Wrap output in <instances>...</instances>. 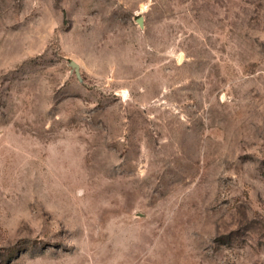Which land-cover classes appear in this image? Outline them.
I'll use <instances>...</instances> for the list:
<instances>
[{
  "label": "rangeland",
  "instance_id": "rangeland-1",
  "mask_svg": "<svg viewBox=\"0 0 264 264\" xmlns=\"http://www.w3.org/2000/svg\"><path fill=\"white\" fill-rule=\"evenodd\" d=\"M0 264H264V0H0Z\"/></svg>",
  "mask_w": 264,
  "mask_h": 264
},
{
  "label": "water",
  "instance_id": "water-1",
  "mask_svg": "<svg viewBox=\"0 0 264 264\" xmlns=\"http://www.w3.org/2000/svg\"><path fill=\"white\" fill-rule=\"evenodd\" d=\"M71 66L75 69L77 75H79V65L75 62H72Z\"/></svg>",
  "mask_w": 264,
  "mask_h": 264
}]
</instances>
